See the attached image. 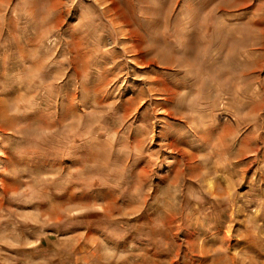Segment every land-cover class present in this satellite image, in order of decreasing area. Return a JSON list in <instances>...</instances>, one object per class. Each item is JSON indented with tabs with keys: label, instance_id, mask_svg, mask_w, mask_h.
<instances>
[{
	"label": "rangeland",
	"instance_id": "rangeland-1",
	"mask_svg": "<svg viewBox=\"0 0 264 264\" xmlns=\"http://www.w3.org/2000/svg\"><path fill=\"white\" fill-rule=\"evenodd\" d=\"M0 264H264V0H0Z\"/></svg>",
	"mask_w": 264,
	"mask_h": 264
}]
</instances>
